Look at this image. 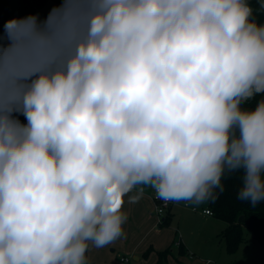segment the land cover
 Returning a JSON list of instances; mask_svg holds the SVG:
<instances>
[{"label": "clouds", "instance_id": "clouds-1", "mask_svg": "<svg viewBox=\"0 0 264 264\" xmlns=\"http://www.w3.org/2000/svg\"><path fill=\"white\" fill-rule=\"evenodd\" d=\"M253 11L249 0H65L43 28L8 21L0 264H87L90 244L123 235L124 197L141 185L199 205L242 170L238 198L264 202V98L243 107L264 95Z\"/></svg>", "mask_w": 264, "mask_h": 264}, {"label": "crops", "instance_id": "crops-1", "mask_svg": "<svg viewBox=\"0 0 264 264\" xmlns=\"http://www.w3.org/2000/svg\"><path fill=\"white\" fill-rule=\"evenodd\" d=\"M139 187L144 188L143 196L138 202L129 203V196L135 195ZM153 189L141 185L124 197L122 211L127 220L123 235L103 248L90 244L87 264H213V260L222 264L240 263L230 257L235 253L229 254L225 245L222 247L221 235L228 224L204 214L203 208L194 212L185 207L186 211L182 209L178 214L172 202L159 224ZM167 249L170 253L159 263L160 253ZM123 257L130 262H122Z\"/></svg>", "mask_w": 264, "mask_h": 264}, {"label": "trees", "instance_id": "trees-1", "mask_svg": "<svg viewBox=\"0 0 264 264\" xmlns=\"http://www.w3.org/2000/svg\"><path fill=\"white\" fill-rule=\"evenodd\" d=\"M47 3V0H22L23 19L29 16H36ZM253 8V16L260 23H264V7L261 0H249ZM9 21V4L7 0H0V50L8 48L11 41L5 24ZM4 33V34H3ZM36 77H32L34 79ZM28 80L26 83H30ZM264 98V95L257 94L252 99L246 101L243 107L254 109L257 103ZM13 118L17 119L24 125L27 119L21 111L12 113ZM243 172L237 171L226 173L222 179L223 191L216 190L217 198L208 200V208L213 212L214 217L228 224L227 229L222 233L221 238L224 240L226 250L229 254L238 251L245 240V229L250 231L253 239L257 242L264 243V202L253 206L250 202L241 201L238 193L242 187ZM244 216L246 222L240 223L239 218ZM170 253V249L160 253V262ZM87 257V253H86Z\"/></svg>", "mask_w": 264, "mask_h": 264}, {"label": "rangeland", "instance_id": "rangeland-1", "mask_svg": "<svg viewBox=\"0 0 264 264\" xmlns=\"http://www.w3.org/2000/svg\"><path fill=\"white\" fill-rule=\"evenodd\" d=\"M9 4V21L10 20H23V9H22V0H7ZM65 0H47L46 5L37 12V23L41 28L44 26V22L49 17V14L53 9L63 8ZM4 34V33H3ZM151 189V186H150ZM153 189V187H152ZM155 189H153L154 193ZM174 205V210L179 213H182V209L186 211L185 204H189L190 208L195 207L197 209H207V202H203L199 205H196L190 201H172ZM188 210V209H187ZM196 228V225H194ZM202 228V227H201ZM199 228V230H201ZM224 240L222 241V247H224ZM234 261L240 262L241 264H264V243L257 241L253 242V236L250 231L245 229V240L241 244L238 251L231 255ZM213 264H222L218 263L219 260L214 261ZM133 263V262H132ZM239 263V264H240Z\"/></svg>", "mask_w": 264, "mask_h": 264}, {"label": "built area", "instance_id": "built-area-1", "mask_svg": "<svg viewBox=\"0 0 264 264\" xmlns=\"http://www.w3.org/2000/svg\"><path fill=\"white\" fill-rule=\"evenodd\" d=\"M21 124H23V123H21ZM153 201H154V204H155L156 214L159 217V224H162L161 217L164 216V214L166 213V211L171 207L172 201L165 202L162 199H159L157 197L155 191H154V194H153ZM185 207L186 208H190V205L189 204H185ZM190 209L192 211H194V212H197L198 211V209L195 208V207H192ZM203 213L206 214V215H209V216H214L213 212L209 208L203 209ZM121 261L124 262V263H128V262H130V259L123 257V258H121Z\"/></svg>", "mask_w": 264, "mask_h": 264}, {"label": "water", "instance_id": "water-1", "mask_svg": "<svg viewBox=\"0 0 264 264\" xmlns=\"http://www.w3.org/2000/svg\"><path fill=\"white\" fill-rule=\"evenodd\" d=\"M239 222L244 224V223L246 222L245 217H244V216H241V217L239 218Z\"/></svg>", "mask_w": 264, "mask_h": 264}]
</instances>
